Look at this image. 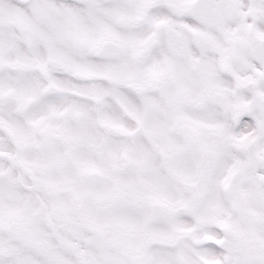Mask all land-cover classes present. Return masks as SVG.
Wrapping results in <instances>:
<instances>
[{
	"label": "snow or ice",
	"instance_id": "snow-or-ice-1",
	"mask_svg": "<svg viewBox=\"0 0 264 264\" xmlns=\"http://www.w3.org/2000/svg\"><path fill=\"white\" fill-rule=\"evenodd\" d=\"M0 264H264V0H0Z\"/></svg>",
	"mask_w": 264,
	"mask_h": 264
}]
</instances>
